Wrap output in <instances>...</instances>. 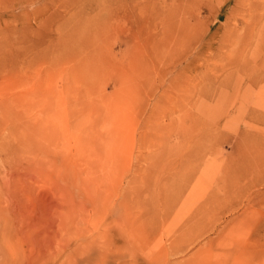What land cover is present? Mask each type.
Segmentation results:
<instances>
[{"label":"rangeland","instance_id":"1","mask_svg":"<svg viewBox=\"0 0 264 264\" xmlns=\"http://www.w3.org/2000/svg\"><path fill=\"white\" fill-rule=\"evenodd\" d=\"M0 264H264V0H0Z\"/></svg>","mask_w":264,"mask_h":264},{"label":"bare ground","instance_id":"2","mask_svg":"<svg viewBox=\"0 0 264 264\" xmlns=\"http://www.w3.org/2000/svg\"><path fill=\"white\" fill-rule=\"evenodd\" d=\"M242 11H244V10H242ZM191 21H192V20H191ZM191 21H190V22H191ZM190 26H191V25H190ZM187 36H188V35H187ZM184 38H185V37H184Z\"/></svg>","mask_w":264,"mask_h":264}]
</instances>
